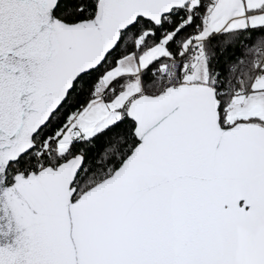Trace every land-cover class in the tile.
<instances>
[{
	"label": "snow or ice",
	"instance_id": "obj_1",
	"mask_svg": "<svg viewBox=\"0 0 264 264\" xmlns=\"http://www.w3.org/2000/svg\"><path fill=\"white\" fill-rule=\"evenodd\" d=\"M0 264H264V0H0Z\"/></svg>",
	"mask_w": 264,
	"mask_h": 264
},
{
	"label": "trees",
	"instance_id": "obj_2",
	"mask_svg": "<svg viewBox=\"0 0 264 264\" xmlns=\"http://www.w3.org/2000/svg\"><path fill=\"white\" fill-rule=\"evenodd\" d=\"M237 55H239V52H237ZM151 71V70H150Z\"/></svg>",
	"mask_w": 264,
	"mask_h": 264
},
{
	"label": "built area",
	"instance_id": "obj_3",
	"mask_svg": "<svg viewBox=\"0 0 264 264\" xmlns=\"http://www.w3.org/2000/svg\"><path fill=\"white\" fill-rule=\"evenodd\" d=\"M152 70H154V69H152Z\"/></svg>",
	"mask_w": 264,
	"mask_h": 264
}]
</instances>
